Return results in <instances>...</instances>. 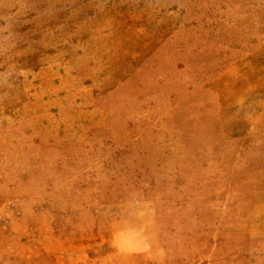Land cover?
Returning <instances> with one entry per match:
<instances>
[{
    "label": "rangeland",
    "instance_id": "1",
    "mask_svg": "<svg viewBox=\"0 0 264 264\" xmlns=\"http://www.w3.org/2000/svg\"><path fill=\"white\" fill-rule=\"evenodd\" d=\"M0 264H264V0H0Z\"/></svg>",
    "mask_w": 264,
    "mask_h": 264
},
{
    "label": "crops",
    "instance_id": "2",
    "mask_svg": "<svg viewBox=\"0 0 264 264\" xmlns=\"http://www.w3.org/2000/svg\"><path fill=\"white\" fill-rule=\"evenodd\" d=\"M211 5V4H210ZM222 9H219V7L210 8L208 10H202L198 11V15L201 16V18L196 19V21H193L192 24H188L185 27L186 34V48L188 49L190 45L191 38L192 46L195 45V49L192 51L193 54H206L209 53V49L211 47H217V48H226L227 45H229V48H231L230 52H235L233 48L236 47L235 45V34H231V30L227 31V28L225 26V12H220ZM234 14V13H233ZM187 16H189V10H187ZM208 16V19L206 18ZM209 16H213L215 18L214 21L209 22ZM216 17H218V20H216ZM223 17V18H222ZM190 21H187L189 23ZM233 29L236 26V21H233L232 25ZM192 34V35H191ZM200 48V49H198ZM223 51V50H222ZM225 51V50H224ZM152 204L150 202H130V203H122L120 204V209L124 210L125 217H126V211H141L142 214L146 215L145 221L149 222V232H150V238L151 241L146 243L147 246H155V251L158 252V254L161 253V243L159 241H155V236L159 237V229L158 224L154 225L153 221V211H152ZM152 213V214H150ZM129 217V215H128ZM144 218V217H142ZM157 240V239H156ZM154 249V248H153ZM159 254V255H160ZM162 256V255H161ZM162 257H159V261H161ZM158 261V259H157ZM162 262V261H161Z\"/></svg>",
    "mask_w": 264,
    "mask_h": 264
}]
</instances>
